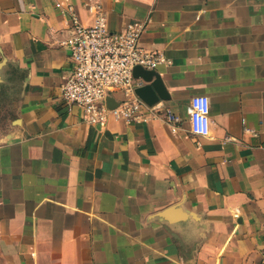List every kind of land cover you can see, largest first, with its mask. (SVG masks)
<instances>
[{"label": "crops", "instance_id": "1", "mask_svg": "<svg viewBox=\"0 0 264 264\" xmlns=\"http://www.w3.org/2000/svg\"><path fill=\"white\" fill-rule=\"evenodd\" d=\"M71 4L164 54L162 115L66 108ZM210 128L190 131L193 95ZM113 98L120 95L114 94ZM172 125L175 126L173 129ZM264 0H0V264H263Z\"/></svg>", "mask_w": 264, "mask_h": 264}, {"label": "built area", "instance_id": "2", "mask_svg": "<svg viewBox=\"0 0 264 264\" xmlns=\"http://www.w3.org/2000/svg\"><path fill=\"white\" fill-rule=\"evenodd\" d=\"M89 6L96 14L92 24L83 25L75 8L68 4L61 11L69 19V35L64 41L71 62V72L60 85V97L67 109L78 106L82 120L88 124H100L109 116L126 123L147 122L162 115L169 123L177 120L168 109H159L157 104L147 105L135 94L136 86L143 83L133 77L134 66L155 69L168 62L163 53L144 47L141 36L146 28L144 21H129L122 30L108 28L104 15L97 6ZM119 94V98L112 95ZM113 98L116 105L109 108L107 98ZM208 98L198 94L190 98L188 119L194 135H206L195 131L206 119L207 133L210 128V106L202 112L197 101ZM173 129L175 126L172 125ZM264 264V252L262 255Z\"/></svg>", "mask_w": 264, "mask_h": 264}, {"label": "water", "instance_id": "3", "mask_svg": "<svg viewBox=\"0 0 264 264\" xmlns=\"http://www.w3.org/2000/svg\"><path fill=\"white\" fill-rule=\"evenodd\" d=\"M133 77L141 78L143 83L136 86L135 94L142 99L147 105H153L166 98L165 88L155 69H144L139 65L134 66L132 70ZM109 108H113L116 102L109 97L106 100Z\"/></svg>", "mask_w": 264, "mask_h": 264}, {"label": "clouds", "instance_id": "4", "mask_svg": "<svg viewBox=\"0 0 264 264\" xmlns=\"http://www.w3.org/2000/svg\"><path fill=\"white\" fill-rule=\"evenodd\" d=\"M209 104H210V101L207 98H203L197 101L196 106L198 108H201L202 112H207ZM207 124H208V121L205 119L202 122L201 126L198 127L195 131L207 134Z\"/></svg>", "mask_w": 264, "mask_h": 264}]
</instances>
